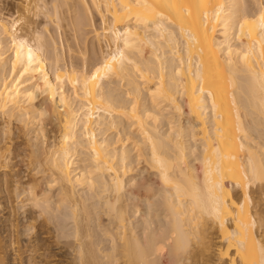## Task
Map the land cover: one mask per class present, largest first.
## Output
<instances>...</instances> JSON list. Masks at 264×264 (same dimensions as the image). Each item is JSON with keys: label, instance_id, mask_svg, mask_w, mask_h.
Segmentation results:
<instances>
[{"label": "bare ground", "instance_id": "obj_1", "mask_svg": "<svg viewBox=\"0 0 264 264\" xmlns=\"http://www.w3.org/2000/svg\"><path fill=\"white\" fill-rule=\"evenodd\" d=\"M70 1L90 2L102 20L95 36L107 51L91 70L63 66L42 35L19 37L20 20L0 19L12 40L8 72L0 42V117L41 125L29 167H43L48 187L59 189L54 218L74 224V242L57 237L74 255L70 264H264V214L254 210L264 201V0ZM80 13L76 28L86 23ZM112 79L129 101L105 90ZM45 122L56 130L50 145ZM1 133L0 264L62 262L66 253H55L43 231L24 245L21 223L10 220L13 192L41 215L51 214L53 197L37 181L9 187L17 156ZM128 143L159 179L162 214L150 198L126 192H152L127 182L138 162ZM81 189L98 191L96 218ZM93 220L104 238L95 239ZM27 223L34 232V217Z\"/></svg>", "mask_w": 264, "mask_h": 264}, {"label": "rangeland", "instance_id": "obj_2", "mask_svg": "<svg viewBox=\"0 0 264 264\" xmlns=\"http://www.w3.org/2000/svg\"><path fill=\"white\" fill-rule=\"evenodd\" d=\"M59 1H61V0H59ZM59 1L58 0H41V1L40 0H0V19L5 20V21L9 22L10 24H12L14 21L20 20V22L14 28L16 35L19 37H26L28 40H33V37L35 35H38V34L42 35L43 36V39H42L43 42L48 43V45H47V43H46V45L48 46V48H50V50H52L53 48H56V50H57L56 52L58 53V55L61 59L60 60L61 64L63 66H66L69 68H71L72 66H75L81 70H91L93 67L92 64L97 62L102 57L101 51H105V52L107 51L106 44L105 43H99L96 36H95V34H96L95 30L99 31V30H101V28L103 26L102 20H101L100 16L97 14V12L95 10H93L92 5L90 6V2L88 4L89 7L87 6L85 9H83L85 6L81 2L76 3L75 1L69 0L67 2H70L71 4L70 5L67 4L66 6H64L61 4V2L56 4V2H59ZM72 2H74V3H72ZM75 3H76L75 6H78V4L80 3L81 5L83 4L84 7L79 5L78 7L75 8V6L73 5ZM54 6L55 7L63 6V7L62 8L57 7L56 11H54L55 10ZM90 8H92V9H90ZM57 9L59 11V15H58ZM52 10L54 13H50V12H52ZM48 12H49V14H51V16L48 15ZM55 12H57L56 13L57 16L55 15ZM79 13L82 14L81 16H83V14L85 13L84 15H86V16H85V19H83V20H84V22H86L85 23L86 25L81 24L79 27L76 28L75 17H76V15H79ZM54 15L56 16V18ZM59 16H60L61 23L57 24L59 21V19H58ZM80 18L82 19V17H80ZM53 20L54 21L57 20V22H54ZM48 41L50 43H52V47L49 46L50 43ZM0 42L3 43V47H5V49H4V50H6L5 57L7 60L6 64H4L5 66H4V68H2V70L5 69L4 71L8 72L10 70L12 40L9 37L5 36L4 34H1V32H0ZM53 43L55 44V47L53 46L54 45ZM50 50L49 51L45 50V52L47 51V53H45V55L46 54L48 55ZM145 54H147V53L145 52ZM66 90L70 94L73 92L71 86H69L68 84L66 85ZM105 90L111 91L116 97H118L120 99L123 98V100L126 99L127 101H129V99L125 93V91L127 89L125 87H123V85H121V84L119 85L117 80L112 79L107 84H105ZM13 118L11 120H8L4 116L0 117V130H2V133H1L2 139L4 140L5 143L6 142L11 143V149L13 150V155L17 156V158L11 162L10 166H12V168H9L10 170L9 169L7 170V175H8V179L10 182L9 187L13 190L14 189L16 190V187L18 185H20V183H21V185H25L28 182L37 181L38 183H40L42 185L43 190L45 189L46 193H48L51 198L53 197L52 198L53 200L51 199V203L49 204L50 207L52 205L53 206L49 209L51 211V214L41 215L42 214V211H41L42 208L41 207L33 208L31 206H27L28 204H27V202H25L26 198H23L22 195H21V197H17L16 196L17 194L15 192H13L9 201L11 203L10 206L14 207L13 208L14 211H13L12 216L14 215L17 217H13V218L10 217V220H12V219L15 220V218H16V219H18L17 223L18 222L21 223L20 229H22V233H23V237H21V239H22L24 245H27V243L30 242V240L34 236L35 232L43 231L41 233H42V237L44 239V242H46V244L53 245V247H56L57 245H59L56 247L55 253H58V254H61V252L66 253L64 255H66L67 259H62V262L60 261V262L55 263V264H70V261L74 258L72 251L71 250L69 251L68 248L65 249V248H61V247L63 246L62 242H67V240H68V242H74L73 238H72V236H73L72 230H73L74 224L71 223V221H68L67 222L68 227H67L66 226L67 223H65L63 225V223H62L63 219L59 218L60 219L59 220L58 218H54L55 216L59 215V210L57 212L55 211V209L57 210L56 202H58V200H59V198H58L59 189L57 187L53 188V189H50L48 187V185L46 183H47V181H49V175H48V172L47 173L44 172L45 170L43 169V167L37 168L36 166H33V165H32V168L29 167V165H31V163L29 161L30 160L29 159L30 153L33 150H37L36 145L41 144L40 143L41 140L40 141L36 140L35 133H34L36 130L37 131L39 130L41 125H39L38 123L37 124L35 123V124L39 125V126H36L33 124H27L26 122H23V119L19 118L18 116L17 117L14 116ZM159 128L161 129L160 132L163 133L167 127L165 126L164 123H162ZM9 130H10V133H9ZM45 130L47 131L46 132L47 133L46 134L47 139L45 141L48 142V145H50L55 140L56 130H55L54 125H47V122H45ZM128 131H126L127 137H128V134H127ZM130 132H131L130 135L133 132V135L131 136L132 139L135 137L133 142H135V140H137V139L139 140L138 135L134 129L130 130ZM115 135H116V133L114 134L112 132L109 136H110V138H114ZM124 137H126V136L123 135V138ZM120 138H122V136ZM253 138H256V137L254 136ZM126 139L129 140V137ZM130 140H131V138H130ZM133 142H131V144L135 146V144H133ZM118 144L121 145V143H118ZM128 144H129V148L133 147L132 149L134 152L136 150V147L132 146L130 143H128ZM135 152H134L135 153L134 154L135 155L134 160L138 161V159L136 160V158H137V154H139V152H138V150ZM78 157H79L78 162H80V165L85 166L87 164V161H86L87 157H86L85 153L82 154L81 156H78ZM141 158L138 162L133 163L134 166H132V169L134 167L133 170H135V171H134V173L132 172L133 174L130 173V175H129L130 177L127 178V182L129 180H133V181H136L138 184L150 185L152 192H149L150 194L146 193L144 191L138 192L139 191L138 187L136 189L135 188L133 189V188H130L129 186H127L126 192H130V191H132V193L137 192L140 196H146V197L150 198L151 199L150 203L152 204L151 206H153V204H154V207H152V208L155 210L157 209L156 211H158L160 214H162L161 211L158 210L161 208L160 207L161 204L159 202V199H160L159 198V196H160L159 192L162 191V187L160 185V182H159L157 175L153 171L149 170V167H147L145 162H143L144 160ZM13 164L14 165L16 164L17 168H14ZM130 178H132V179H130ZM18 182H20V183L17 185ZM42 187H41V189H42ZM79 192L81 193V195L83 194L85 197H87V199L88 198L90 199V197L92 196V198L90 199L91 202H88V204L91 207L92 206L95 207V210L93 209V216L96 218L97 217L96 213L99 212V208H100V202H99L100 199L96 195V194H98L97 193L98 191L95 190V192H96L95 193L94 190L81 189V190H79ZM93 194H95V195H93ZM94 200H96V201H94ZM22 201L25 203H23ZM258 201H259V199H258ZM134 204H137V202H134ZM138 204H140V203H138ZM96 205L98 206V208ZM131 206H133V205H131ZM141 209H145L144 206H142ZM254 210H257V211L264 214V201L260 200L258 202V204L256 205V209L254 208ZM6 212H3V213L0 212V217L5 215ZM14 212H16V213H14ZM6 216L8 217V215H6ZM29 217L30 218L34 217V220H35L34 225H36V230L34 232L29 230V228H28L27 220L30 219ZM46 217L48 218V220L51 221V223H50V221L46 220L47 219ZM42 218L46 221L44 222V220ZM101 218H102V220L104 219L103 222L104 221H105V223L107 222L106 221L107 218L104 215H101ZM136 218L141 220L139 218V216H137ZM137 219L134 218V223H136ZM139 220L137 221L138 225L140 222ZM93 223H92L93 224L92 227L94 229V233L96 232L95 236H98V237H95V239H100L101 236H102L101 239L104 238V236L102 235L103 234L102 228L98 227V222L96 220H93ZM64 230H65V232H64ZM62 234H64V235H62ZM57 237H59L61 239V241H62L61 243L57 242V240L59 239Z\"/></svg>", "mask_w": 264, "mask_h": 264}]
</instances>
